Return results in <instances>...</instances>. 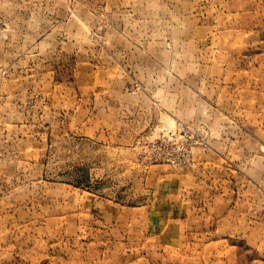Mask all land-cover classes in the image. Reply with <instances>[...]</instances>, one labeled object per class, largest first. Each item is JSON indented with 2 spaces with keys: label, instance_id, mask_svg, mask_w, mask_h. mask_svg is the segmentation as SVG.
Here are the masks:
<instances>
[{
  "label": "rangeland",
  "instance_id": "rangeland-1",
  "mask_svg": "<svg viewBox=\"0 0 264 264\" xmlns=\"http://www.w3.org/2000/svg\"><path fill=\"white\" fill-rule=\"evenodd\" d=\"M0 264H264V0H0Z\"/></svg>",
  "mask_w": 264,
  "mask_h": 264
}]
</instances>
